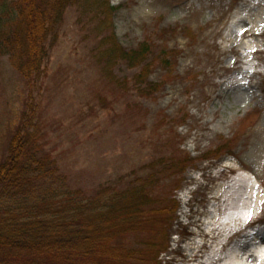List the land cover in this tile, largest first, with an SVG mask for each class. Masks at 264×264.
Instances as JSON below:
<instances>
[{"label":"rangeland","instance_id":"rangeland-1","mask_svg":"<svg viewBox=\"0 0 264 264\" xmlns=\"http://www.w3.org/2000/svg\"><path fill=\"white\" fill-rule=\"evenodd\" d=\"M110 4L103 29L100 14L67 9L34 87L0 56V157L31 103L72 188L92 196L146 182L157 204L176 205L154 227L161 242L168 228L166 249L130 264H234V253L264 264V0ZM111 31L125 49L152 44L159 91H138L126 63L105 69L101 39ZM150 237L121 243L140 248Z\"/></svg>","mask_w":264,"mask_h":264},{"label":"trees","instance_id":"trees-1","mask_svg":"<svg viewBox=\"0 0 264 264\" xmlns=\"http://www.w3.org/2000/svg\"><path fill=\"white\" fill-rule=\"evenodd\" d=\"M72 6L95 17L100 14V29L116 10L110 0H0V56L28 86H36L45 75L59 27ZM101 48L110 74L126 63L136 70L133 85L138 91L152 95L160 90L159 83L149 80L154 65L151 43L125 49L111 31L102 37ZM166 51L160 58L169 64ZM35 117L26 102L0 157V264H130L157 259L166 249L168 228L162 229L161 242L154 227L170 218L176 205L157 204L146 182L126 189L103 188L92 196L72 188L45 149ZM176 166V174L184 172L182 160ZM133 233L152 237L140 248H126L121 241Z\"/></svg>","mask_w":264,"mask_h":264},{"label":"bare ground","instance_id":"bare-ground-1","mask_svg":"<svg viewBox=\"0 0 264 264\" xmlns=\"http://www.w3.org/2000/svg\"><path fill=\"white\" fill-rule=\"evenodd\" d=\"M246 32L248 33L249 31H246ZM250 34H252V33H250ZM249 224H250V221L245 222V225H249ZM233 256H234V264H240V258L238 257L237 253H234Z\"/></svg>","mask_w":264,"mask_h":264}]
</instances>
